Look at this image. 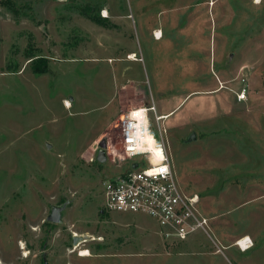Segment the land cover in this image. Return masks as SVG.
Segmentation results:
<instances>
[{
    "label": "rangeland",
    "instance_id": "rangeland-1",
    "mask_svg": "<svg viewBox=\"0 0 264 264\" xmlns=\"http://www.w3.org/2000/svg\"><path fill=\"white\" fill-rule=\"evenodd\" d=\"M15 1L0 4V264H264V0ZM152 99L160 114L183 101L166 148L221 251L104 206L127 169L115 123Z\"/></svg>",
    "mask_w": 264,
    "mask_h": 264
},
{
    "label": "built area",
    "instance_id": "built-area-1",
    "mask_svg": "<svg viewBox=\"0 0 264 264\" xmlns=\"http://www.w3.org/2000/svg\"><path fill=\"white\" fill-rule=\"evenodd\" d=\"M236 95L239 101L246 100L247 89H240ZM163 116L158 113L154 99L148 105L120 114L115 125L120 128L122 142L121 148L115 149L114 163L125 164L127 169L104 180V206L108 211L150 215L162 226L164 236L178 240H188L203 232L217 247L216 251H221L224 246L213 233L211 219L199 208L200 195L187 192L179 183L166 148L167 130L162 123L166 117ZM149 137L156 150L151 148ZM136 157L143 159L142 166ZM245 238L235 242L242 251L253 244L252 239Z\"/></svg>",
    "mask_w": 264,
    "mask_h": 264
},
{
    "label": "water",
    "instance_id": "water-1",
    "mask_svg": "<svg viewBox=\"0 0 264 264\" xmlns=\"http://www.w3.org/2000/svg\"><path fill=\"white\" fill-rule=\"evenodd\" d=\"M196 138H197L196 133L192 132L190 134V136L188 137L187 141L190 142V141L195 140ZM106 148H107V142H106V140H102L100 142V149H99L98 156H97V159L100 162L107 161ZM136 166H137V164L134 165V167H136ZM64 208H65V206H56V207H54L52 213L48 216L47 219L49 221L59 222L61 220L60 213H61V211H63Z\"/></svg>",
    "mask_w": 264,
    "mask_h": 264
},
{
    "label": "trees",
    "instance_id": "trees-1",
    "mask_svg": "<svg viewBox=\"0 0 264 264\" xmlns=\"http://www.w3.org/2000/svg\"><path fill=\"white\" fill-rule=\"evenodd\" d=\"M0 4L8 7L10 10L14 11V12H17L18 13V10H17V6H16V1L15 0H0ZM91 20L97 22V23H103L104 21H102V19L104 20V18H100V17H97V16H94V15H89L88 16ZM106 20V18H105ZM105 26H106V23H104Z\"/></svg>",
    "mask_w": 264,
    "mask_h": 264
},
{
    "label": "bare ground",
    "instance_id": "bare-ground-1",
    "mask_svg": "<svg viewBox=\"0 0 264 264\" xmlns=\"http://www.w3.org/2000/svg\"><path fill=\"white\" fill-rule=\"evenodd\" d=\"M104 12H105L104 15H108L106 10H105ZM156 34H157V38H161V37H162V34H161L160 31L157 30V31H156ZM129 58H135V54H134V53L130 54ZM135 59H136V58H135ZM65 106H66V107H69V108L71 107V102H70V100H66V101H65ZM163 117H169V116H168V114H167V115H164ZM149 142H150L151 148H153L154 150H156L157 148L154 146V142H153V139H152L151 137H149ZM244 237H246L245 239H248V240L251 239L248 235H247V236H244ZM242 242H243V240H242ZM243 243H244V242H243ZM82 254L87 255V254H89V251L84 250V252H83Z\"/></svg>",
    "mask_w": 264,
    "mask_h": 264
},
{
    "label": "crops",
    "instance_id": "crops-1",
    "mask_svg": "<svg viewBox=\"0 0 264 264\" xmlns=\"http://www.w3.org/2000/svg\"><path fill=\"white\" fill-rule=\"evenodd\" d=\"M106 17H108V16H106ZM158 29H160L161 30V33H162V37H163V31H162V29L161 28H158ZM132 59H134V58H132ZM183 102V101H182ZM181 102V103H182ZM181 103H179L177 106H175L173 109H171V110H169V111H165L164 113H162V114H171V113H173L174 111H175V109H177L178 108V106H180V104ZM131 107V106H130ZM129 110V109H128ZM160 114V113H159ZM171 116H172V114H171ZM249 236V235H248Z\"/></svg>",
    "mask_w": 264,
    "mask_h": 264
}]
</instances>
